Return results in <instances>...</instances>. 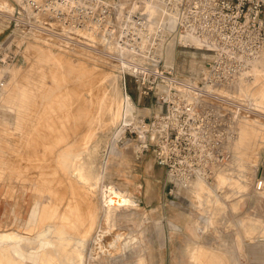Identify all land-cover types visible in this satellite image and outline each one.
I'll list each match as a JSON object with an SVG mask.
<instances>
[{"label":"rangeland","instance_id":"rangeland-1","mask_svg":"<svg viewBox=\"0 0 264 264\" xmlns=\"http://www.w3.org/2000/svg\"><path fill=\"white\" fill-rule=\"evenodd\" d=\"M4 1L0 0V185L8 186L7 199L13 201L15 195H19L25 206L20 215H11L0 226V238L7 237L0 239V246L8 249L11 255L5 250L9 260L2 256L0 259H4L6 264H264V185L261 190H256L257 181L264 182V120L256 115L264 114V63L256 69L249 68L232 85L213 89L214 92L222 90L220 97L222 104L226 105L222 108V163L215 166L209 179L192 185L185 192L170 181L164 169L156 165L153 146L148 151H141V143L149 141L148 138L119 128L117 120L122 115L121 107L115 121L105 115L107 80H115L116 89L119 87L120 91L118 101L122 99L118 78L120 58L109 42L90 37L89 40L85 36L66 37L52 28L43 32L20 19L21 15L15 13L11 0H8L9 5L2 6ZM36 33L41 36L37 37ZM173 57L171 79L190 82L198 70L213 59V54L199 49L178 48ZM65 60L68 64L72 63L71 67L84 66L82 68L95 74L100 73L101 84H96V88L99 87L98 96L92 95L87 87L79 86L84 78L82 75L77 77L72 73L70 76L57 65L60 61L66 64ZM68 70L75 72L79 69ZM76 85L79 86V93L72 100L73 106L82 98L86 112L83 109L77 112L76 108L64 103L67 102L66 94ZM60 90L62 93H59ZM130 90L134 105H137V88L130 85ZM61 98L64 99L60 101ZM152 106V99L141 100V116L149 118ZM69 111L72 116L64 115ZM80 113L82 116H79ZM53 115L61 121H55ZM39 119L43 120L42 123ZM50 119L51 122H48ZM62 120L68 121L65 123ZM35 128L41 131V139L38 137L39 142L33 145L26 137L32 135ZM50 128H54L53 131ZM54 130L57 132L55 135ZM25 140L33 146H27ZM20 142L24 150L31 153L36 150L22 165L17 158L20 149L15 147ZM96 144L93 153L91 148ZM88 150H91L90 157ZM75 156L83 157V166L94 163L88 165L89 177L96 176L92 180H98L96 183L93 181L95 186L92 188L74 174L78 162ZM7 163H11L10 166ZM17 166L20 171L27 167L33 172L24 170L23 173L27 172L25 177H29L25 178V174L16 172ZM36 174L43 176L45 181L41 177L38 179ZM50 174L52 178H49ZM57 178L61 184L57 185ZM108 185L127 193L135 206L112 212L110 234L95 245L93 239L100 233L98 229L100 231L103 227L99 225V219L105 214L100 198L101 188ZM47 188L50 191H46ZM58 191L60 193L56 194ZM58 195L63 199H59ZM56 198L64 206L58 202L61 207H56ZM66 202H69L70 210L65 208ZM86 211L90 218H87ZM68 214L73 215L71 218L76 216L73 222L72 219L69 222L65 219ZM78 214L85 222L81 223ZM91 216H96L94 223ZM90 225L93 230L85 237L86 241H82V235ZM117 233L120 237L116 244L110 245L109 241ZM74 247L80 250L74 251ZM1 248L0 255L5 256Z\"/></svg>","mask_w":264,"mask_h":264},{"label":"built area","instance_id":"built-area-1","mask_svg":"<svg viewBox=\"0 0 264 264\" xmlns=\"http://www.w3.org/2000/svg\"><path fill=\"white\" fill-rule=\"evenodd\" d=\"M11 2L20 19L43 32L52 28L66 37L90 40V35L109 42L120 58L122 101L131 103L134 111L119 128L148 138L141 151L153 146L156 165L185 192L211 177L222 163L226 106L222 90L213 89L232 85L264 57V0ZM178 48L210 51L213 59L190 82L176 81L171 77ZM130 85L137 88V105ZM143 99L153 101L149 118L140 114ZM263 185L257 181L256 190Z\"/></svg>","mask_w":264,"mask_h":264},{"label":"bare ground","instance_id":"bare-ground-1","mask_svg":"<svg viewBox=\"0 0 264 264\" xmlns=\"http://www.w3.org/2000/svg\"><path fill=\"white\" fill-rule=\"evenodd\" d=\"M6 1H4L3 2V5L2 6H6ZM1 9V8H0ZM2 12V11H1ZM10 16H11V14H10ZM45 31V30H44ZM36 35H37V37H40L41 35L40 34H37L36 33ZM38 35H40V36H38ZM83 35H85V34H83ZM43 36H47L48 37V35L46 34V35H44L43 34ZM88 37H90V38H92V36H90V35H88ZM60 40V39H59ZM62 40V39H61ZM43 41V40H42ZM79 42V41H78ZM60 49H62V48H60ZM63 50H64V48H63ZM66 50V49H65ZM62 51V50H61ZM66 61V60H65ZM68 61V60H67ZM67 61H66V64H64L63 65V63H60L59 62V64H58V62H57V65H59V66H61L63 69H65V72L66 73H70V76L72 75V73H74V75L75 76H80V75H82V77H84L83 78V80H82V82H81V84H79V86L80 85H82V86H85V87H87L88 89H89V91L92 93V95H94L95 96V94H96V96H98V93H99V87L98 88H96V84L97 83H99V84H101L100 82V80L102 79L101 78V75H99L100 73H98V74H95L93 71H91L90 69H86V68H82V67H84V66H79V65H77V66H75V64H74V66L75 67H71V65H72V63L70 64H68L67 63ZM70 62V61H69ZM80 62V61H79ZM56 63V62H55ZM54 63V64H55ZM65 63V62H64ZM264 63V57L263 58H261L260 60H258V61H256L255 63H253L252 65H251V67L253 68V69H256V68H258L261 64H263ZM70 65V66H69ZM82 65V64H81ZM73 66V65H72ZM250 67V68H251ZM79 69V70H75V72H72L71 70H68V69ZM252 70V69H251ZM78 73V74H77ZM104 74V73H103ZM246 74V73H245ZM101 78V79H100ZM60 81V80H59ZM58 80H57V82H59ZM62 82V81H61ZM41 83V82H40ZM107 83L109 84V85H107L108 87H107V93L105 94V98H106V101L104 102V108H105V115L106 116H108L111 120H113V121H115L116 120V117H117V112H118V110H119V108L121 107V113H122V115L120 116V118H119V120H117V124L118 123H120L121 121H123L124 119L125 120H129V119H132L133 118V113H134V111H132V106L130 105V103L129 102H124V101H122V99L121 100H119L118 101V99H119V96H118V94H119V92H118V90H119V87H118V89H116V83H115V80H107ZM59 84V83H58ZM111 84V85H110ZM24 86V85H23ZM79 86L78 85H76L75 86V88L74 89H72L71 91H68V94H66L67 96H66V100H67V102H64V103H67V105H71V107H73L74 109L76 108V111L77 110H84V108H83V105H82V102L84 103V100L82 99V98H80L79 99V101H77L78 103H77V105H74L73 106V102H72V100H75V99H73V98H77L76 97V95H78V91H79ZM118 86V85H117ZM185 86L186 87H189L190 89H192L193 90V92H196L197 90L191 85V86H189L188 84H185ZM24 88V87H23ZM222 89V88H221ZM39 92V91H38ZM33 93V92H32ZM59 93H62V91L60 90V92ZM92 95H91V97H92ZM212 96V95H211ZM60 98V97H59ZM122 98V97H121ZM58 99V98H57ZM62 99H64V98H61V100L60 101H62ZM214 99H216V100H219V98H214ZM57 101L58 103L60 102V101ZM55 101V102H56ZM57 104V103H56ZM60 104V103H59ZM58 104V106H61V105H63V104H61V105H59ZM34 105V104H33ZM65 105V104H64ZM85 105V104H84ZM48 106V105H47ZM53 106V105H52ZM54 106H56L55 104H54ZM57 107V106H56ZM56 107H54V108H56ZM116 107H117V109H116ZM46 109V108H45ZM41 111H42V109H41ZM45 111V110H44ZM67 111V110H66ZM85 112H86V110H84ZM47 112V111H46ZM78 112V111H77ZM76 112V113H77ZM83 112V111H82ZM81 112V113H82ZM30 113H32V112H30ZM51 113V112H50ZM67 114H64V115H68V114H70L71 115V113H70V111H69V113L68 112H66ZM81 113H80V115L79 116H82L81 115ZM84 113V112H83ZM40 114H41V112H40ZM54 114H57L56 112H54ZM72 114H74V113H72ZM42 115V114H41ZM58 115V114H57ZM56 115V116H57ZM75 115V114H74ZM256 115H258V116H260V118L261 119H263L264 120V114H261V113H257ZM31 116V115H30ZM52 116V115H51ZM62 116H63V113H62ZM66 116H64V119H65V117ZM72 116V115H71ZM76 116V115H75ZM75 116H74V118H75ZM132 116V117H131ZM53 117H55L54 115H53ZM59 117V116H58ZM69 117V116H68ZM84 117V116H83ZM56 118V119H55ZM54 119H55V121H58L59 119L57 118V117H55ZM72 118V117H71ZM77 118H78V116H77ZM255 118H257V117H255ZM255 118H254V120H255ZM34 119V118H33ZM58 119V120H57ZM69 119H70V117H69ZM29 120V119H28ZM40 120V119H39ZM42 120V119H41ZM40 120V122L42 123V121ZM66 120V119H65ZM63 121V122H67V121ZM72 120V119H71ZM77 120V119H76ZM81 120V119H80ZM52 121H53V119H52ZM59 121H61V120H59ZM70 121V120H69ZM75 121V120H74ZM78 121V120H77ZM39 122V123H40ZM48 122H51V119L48 121ZM45 123H47L46 121H45ZM58 123V122H57ZM68 123H70V122H68ZM44 124V123H43ZM53 124V123H52ZM75 124H78V123H76L75 122ZM112 124V123H111ZM116 124V123H115ZM116 124V125H117ZM54 125H56L55 123H54ZM54 125L53 126H51V124H50V126L51 127H54ZM70 125H73V124H69L68 126H70ZM45 126H46V124H45ZM44 125H43V127H45ZM59 126V125H58ZM61 126V125H60ZM42 127V128H43ZM115 127H117V126H115ZM41 128V129H42ZM46 128V127H45ZM55 128V127H54ZM54 128H50V129H52V131H53V129ZM59 128H61V127H59ZM37 128H35L34 130H33V132L31 133L32 135H30V136H27L26 138L29 140L30 139V141L33 143V145H35L34 143H36L37 141L39 142V140H37L38 139V137H40V139H41V135H40V133H41V131L39 132V131H37L36 130ZM40 129V128H39ZM116 129V128H115ZM45 130V129H44ZM55 130H56V128H55ZM55 130H54V135H55V133H57V132H55ZM5 131V130H4ZM27 133V132H26ZM5 134H7V133H5ZM9 134V133H8ZM47 134V133H46ZM27 135H29V134H27ZM40 135V136H39ZM63 135V134H62ZM43 136V135H42ZM44 137V136H43ZM43 137H42V139H43ZM51 137H52V135H51ZM55 137V136H54ZM18 138V137H17ZM25 138V139H26ZM47 138V137H46ZM46 138H44V139H46ZM48 138H50V136L48 137ZM47 138V139H48ZM53 138V137H52ZM20 139H21V137H20ZM19 139V140H20ZM54 139V138H53ZM56 139V138H55ZM2 140V139H1ZM12 140V139H11ZM28 140H25L24 142H28ZM57 140V139H56ZM65 140H66V138H65ZM13 141V140H12ZM2 142V141H1ZM4 142V141H3ZM25 143V144H28L27 146H29L30 144H29V142L28 143ZM41 142V141H40ZM82 142V141H81ZM6 143V142H5ZM10 144V143H9ZM18 144V143H17ZM24 143H23V145H25ZM83 144V143H82ZM86 144V143H85ZM1 145H3V144H1ZM32 144L30 145V146H33ZM37 145V144H36ZM98 144H96V145H91L92 146V148H91V150L93 149H95L96 148V146H97ZM10 146V145H9ZM18 146V148L17 149H20L19 151H18V153H17V155H18V157L17 156H15V157H17V158H19L18 160L20 161V163L19 164H21L22 162L24 163V161H26V160H29V158H31L30 156L32 155V153L34 152V153H36L35 151L36 150H34V148L32 147V149L34 150L32 153L30 152V150H28V151H26L27 149H25L24 150V148L22 147V144H21V142H20V144L19 145H15V147H17ZM29 146V147H30ZM41 146V145H40ZM72 146V145H71ZM2 147H4V146H2ZM14 147V148H15ZM29 147H28V149H29ZM7 148V147H6ZM9 148V147H8ZM23 148V149H22ZM31 149V148H30ZM38 149V148H37ZM91 150L88 152L89 154H88V157H90L91 156ZM92 150V151H93ZM96 150V149H95ZM15 151V150H14ZM41 151V150H40ZM12 152V151H11ZM15 152H17V151H15ZM98 152V151H97ZM38 153V152H37ZM93 153H94V151H93ZM93 153H92V156H93ZM5 154V153H4ZM14 154V153H13ZM40 154V153H39ZM75 154V153H74ZM87 154V153H86ZM16 155V154H15ZM35 155V154H34ZM38 155V154H37ZM8 156H10V155H8ZM82 156V155H81ZM83 156H85V154L83 155ZM9 158H11V157H9ZM8 158V159H9ZM34 157L32 156V159H33ZM75 158H76V161H78L77 162V164H76V168H75V173L74 174H76V175H78L77 177L78 178H80L81 179V181L83 180L84 181V183H85V181L88 183L87 185L90 187V188H92L93 187V185L95 186V183L96 182H98V180L96 181V180H92V179H95L96 178V176H95V178L93 177H89V172H88V165L89 164H85L86 166H83L82 164H81V161H83V157H80V156H75ZM7 159V160H8ZM89 158H87V160H88ZM7 160H5L6 162H7ZM12 160V159H11ZM10 160V161H11ZM42 160H44V159H42ZM84 160H85V158H84ZM91 160V159H90ZM10 161H8V162H10ZM39 161V160H38ZM86 161V160H85ZM2 162V161H1ZM13 162H14V160H13ZM15 162H17V161H15ZM32 163H33V161H31ZM35 162V161H34ZM87 162H89V161H87ZM29 163H30V161H29ZM31 163V164H32ZM42 163H43V161H42ZM83 163V162H82ZM5 164V163H4ZM11 164V163H10ZM10 164L8 165V163H7V165L8 166H10ZM25 164H28V162H26ZM92 164H94V163H92ZM92 164L91 165H89V166H92ZM17 165V164H16ZM22 165V164H21ZM36 165V164H35ZM38 165V164H37ZM39 165H40V163H39ZM38 165V166H39ZM3 166V165H2ZM20 166V165H19ZM19 166H17V168L19 167ZM28 166H29V164H28ZM11 168V167H10ZM14 168H16V166L14 167ZM20 168V167H19ZM19 168H18V170L16 171L17 173L18 172H22V173H20V174H25L23 177H25L27 174V172L26 173H23V171L24 170H26L27 169V167H25V169L24 170H19ZM41 168V167H40ZM44 168H45V166H44ZM98 168V167H97ZM21 169H22V166H21ZM90 169V168H89ZM93 169H94V167H93ZM96 169V168H95ZM8 170V169H7ZM10 170V169H9ZM8 170V171H9ZM15 170V169H14ZM27 170H30V169H27ZM54 170H55V168H54ZM5 171V170H4ZM13 171V170H12ZM31 171V170H30ZM30 171L28 172L30 175H31V173H30ZM59 171V170H58ZM95 171V170H94ZM6 172V171H5ZM31 172H33V170L31 171ZM97 172V170L95 171V173ZM8 173V172H7ZM45 173V172H44ZM43 173V174H44ZM91 173V172H90ZM93 173V172H92ZM95 173H94V175H95ZM12 174V173H11ZM47 175V174H46ZM46 175H45V177H46ZM51 175V174H50ZM97 175V174H96ZM9 176H10V174H9ZM32 176V175H31ZM35 176H37V174L35 175ZM48 176V175H47ZM65 176V175H64ZM92 176H93V174H92ZM20 177H22L21 175H20ZM19 177V178H20ZM22 177V178H23ZM33 178H34V174H33V176H32ZM39 177H41V176H37V178L39 179ZM58 177V176H57ZM98 177V176H97ZM25 178H29V177H25ZM36 178V177H35ZM36 178V179H37ZM42 179L41 180H44L45 178L42 176L41 177ZM44 178V179H43ZM49 178H52V175H51V177H49ZM32 178L30 177V180H31ZM47 179H48V177H47ZM47 179H46V181H47ZM58 179V178H57ZM98 179V178H97ZM17 180V179H16ZM24 180V179H23ZM52 181V179H49V181ZM59 180V179H58ZM92 180V181H91ZM22 181V180H21ZM26 181V180H25ZM35 181V180H34ZM45 181V180H44ZM43 181V182H44ZM61 180H59V183H57V185L58 184H61V182H60ZM74 181V180H73ZM76 181V180H75ZM80 181V180H79ZM93 181H95V183H93ZM100 181V180H99ZM38 182V181H37ZM42 182V181H41ZM48 182V181H47ZM46 182V183H47ZM51 183V182H50ZM77 183V182H76ZM75 183V184H76ZM40 184H43V183H40ZM71 184V183H70ZM86 184V183H85ZM85 184H84V186L83 187H85ZM72 185V184H71ZM77 185V184H76ZM86 185V186H87ZM98 185V184H97ZM196 185V184H195ZM43 186H44V184H43ZM49 186V185H48ZM47 186V187H48ZM50 186H51V184H50ZM50 186H49V188H50ZM102 186V185H101ZM45 187V186H44ZM61 187V186H60ZM62 187H63V185H62ZM196 187V186H195ZM23 188H24V186H23ZM49 188H47L46 189V191L47 190H49ZM51 188H53L52 186H51ZM69 188V187H68ZM81 188H82V186H81ZM44 189V188H43ZM86 189H87V187H86ZM97 189H99V188H97ZM102 190H101V200H102V207L104 208L103 210H105L103 213H105L102 217H101V219H99L100 220V224L99 225H101V226H103V227H101V229H100V231H99V229H98V232H100V233H97V235H96V233H95V235H93V237L95 236V238L93 239V241L95 242V245H99L100 244V241H101V239H103V237L105 238L108 234H110V230H109V227H110V224H109V222H110V214H112V212H114V211H117V210H119V209H122V208H124V209H127V208H129V207H134L135 206V204H134V202L127 196V193H125V192H122V191H120V190H118L116 187H114V186H112V185H108V186H103V188H101ZM14 190V189H13ZM55 190V189H54ZM73 190V189H72ZM75 190V189H74ZM73 190V191H74ZM77 191H79V189H76ZM84 190H85V188H84ZM91 190V189H90ZM50 191V190H49ZM73 191H72V193H73ZM15 192V191H14ZM51 192H53L52 190H51ZM63 192V191H62ZM65 192H66V190H65ZM76 192V191H75ZM74 192V193H75ZM85 192H87V190L85 191ZM90 193H91V191H89ZM49 193V192H48ZM54 193V192H53ZM53 193H51V195L53 194ZM60 193V191H58V193H56V194H59ZM82 193V192H81ZM89 193V194H90ZM55 194V193H54ZM53 194V195H54ZM76 194V193H75ZM82 194H84V193H82ZM100 194V193H99ZM63 195V194H62ZM72 196H73V194H71ZM81 195V194H80ZM61 196V195H60ZM59 195H58V197H60ZM67 196V195H66ZM72 196H70V197H72ZM79 196V195H78ZM51 197H56V196H51ZM81 197V196H80ZM84 197V196H83ZM65 198V197H64ZM66 198H68V197H66ZM75 198V197H74ZM73 198V199H74ZM114 198V199H113ZM59 199H63V197L61 198H59ZM81 199V198H80ZM79 199V200H80ZM87 199V198H86ZM58 199L56 198V200L55 201H57ZM67 200V199H66ZM115 200H118V202H116ZM72 201V200H71ZM76 201V200H75ZM82 201V200H81ZM80 201V202H81ZM88 201V200H87ZM60 203V201H57V204H56V207L57 206H59V203ZM85 202V201H84ZM83 202V203H84ZM71 203V202H70ZM87 203V202H86ZM54 204V203H53ZM52 204V205H53ZM61 204V203H60ZM66 204H67V202H66ZM78 204V203H77ZM88 204V203H87ZM89 204H90V202H89ZM51 205V206H52ZM62 205V204H61ZM61 205L59 206V207H61ZM62 206H64V205H62ZM76 206V205H75ZM85 206L87 207L88 205H86L85 204ZM85 206H83V207H85ZM101 206V205H100ZM56 207H54L55 209H53L52 207H50V208H52L53 210H56L57 208ZM99 207V206H98ZM65 208H69L68 210H70V205H69V202H68V204H67V207L65 206ZM78 208V207H77ZM95 208V207H94ZM101 208V207H100ZM44 209V208H43ZM48 209V208H47ZM59 209V208H58ZM67 209H65V210H67ZM81 209H82V207H81ZM86 210H87V208H85ZM89 209V208H88ZM49 210V209H48ZM80 210V209H79ZM58 211V210H57ZM81 211V210H80ZM93 211V210H92ZM49 212V211H48ZM51 212H53V211H51ZM55 212V211H54ZM66 212H68V211H65V213ZM71 212H72V210H71ZM87 212V211H86ZM90 212H91V209H90ZM89 212V213H90ZM69 213V212H68ZM79 213V212H78ZM102 213V214H103ZM81 214V213H80ZM80 214H78V216L80 217L81 215ZM93 214V213H92ZM113 214H115V213H113ZM44 215V212H43V214H42V216ZM63 215V214H62ZM86 215V214H85ZM87 215H88V212H87ZM86 215V216H87ZM90 215V214H89ZM88 215V216H89ZM94 215V214H93ZM71 216H73V215H67V217L65 218L67 221L69 220V219H72L71 220V222H73V218L74 217H76V216H74V217H72L71 218ZM86 216H85V218H86ZM87 216V218H90V216L88 217ZM99 216V215H98ZM59 217V216H58ZM78 217V218H79ZM84 217V216H83ZM96 216H94V218H95ZM81 218V217H80ZM94 218H92V216H91V219L93 220ZM99 218V217H98ZM47 219V218H46ZM50 219V218H49ZM82 219V218H81ZM90 219V220H91ZM113 219V218H112ZM66 220H65V222H66ZM79 220V219H78ZM85 220V219H84ZM83 219L82 220H80L81 221V223H82V221H84ZM91 220V221H92ZM95 220H97V219H95ZM95 220H93L92 222L94 223V221ZM99 220H98V222H99ZM89 221V220H88ZM112 221V220H111ZM69 222V221H68ZM85 222V221H84ZM87 222V221H86ZM92 222H90V224L92 223ZM92 223V224H93ZM71 224V223H70ZM69 224V225H70ZM113 224V223H112ZM58 226V225H57ZM56 226V227H57ZM97 226V225H96ZM112 226V225H111ZM113 226H114V224H113ZM55 227V226H54ZM82 227V226H81ZM98 227V226H97ZM50 228V227H49ZM85 228V227H84ZM92 227H91V225L89 226V227H87V229H86V231L84 232V234L82 235L83 237V239H82V241H86L85 240V237H87L88 235H90V232H91V230H93V229H91ZM99 228V227H98ZM114 228V227H113ZM112 228V229H113ZM53 229V228H52ZM57 229V228H56ZM71 230V229H70ZM57 231H59V230H57ZM61 231H62V229H61ZM60 231V232H61ZM74 231V230H73ZM95 231V230H94ZM64 232H66V230L64 231ZM77 232V231H76ZM75 232V233H76ZM54 233V232H53ZM94 233V232H93ZM112 233V232H111ZM10 234V233H9ZM13 234H15V233H13ZM61 234V233H60ZM82 234V233H81ZM7 235V234H6ZM63 235V234H62ZM68 236H70V235H68ZM0 237H1V235H0ZM3 237L4 236H2V239L1 240H3ZM16 237V236H15ZM59 237H60V235H59ZM61 237H63V236H61ZM120 237V234H116V235H114L113 236V238L109 241V244L110 245H115L116 244V241L118 240V238ZM4 238H7V237H4ZM12 238V237H11ZM17 238H18V236L16 237V240H17ZM9 239V238H8ZM8 239H6V240H8ZM12 239H14L13 241L16 243V241H15V238H12ZM11 239V240H12ZM19 239V238H18ZM52 239V238H51ZM68 239V238H67ZM77 239V238H76ZM5 240V239H4ZM65 240V239H64ZM73 240V239H72ZM78 240V239H77ZM76 240V241H77ZM88 240H89V238H88ZM10 241V240H9ZM13 241H11V242H13ZM19 241H20V239H19ZM75 241V242H76ZM79 241H81V240H79ZM78 241V242H79ZM64 242V241H63ZM74 242V241H73ZM78 242H76V243H78ZM89 242V241H88ZM20 243H21V241H20ZM82 243V242H81ZM102 243V242H101ZM13 244V243H12ZM51 244V243H50ZM65 244V243H64ZM67 244H68V242H67ZM75 244V243H74ZM7 245V244H6ZM5 244H4V246H6ZM77 245V244H76ZM80 245V244H79ZM86 245H87V243H86ZM50 246V245H49ZM75 246V245H74ZM82 246V245H81ZM81 246H79V247H81ZM90 246V245H89ZM2 247V245L0 246V248ZM7 247V246H6ZM99 247V246H98ZM100 247H101V245H100ZM5 248V247H4ZM4 248H1V249H4ZM76 249H78V248H76ZM96 249V248H95ZM5 250H8V249H4V255H5V253H7V251H5ZM78 250H80V248L78 249ZM78 250H75V247H74V251H78ZM0 251H3V250H0ZM83 251H84V249H83ZM2 252H0V254H1ZM8 253H9V255H10V252H9V250H8ZM44 253V252H43ZM63 253V252H62ZM75 254V253H74ZM77 254H79V253H77ZM43 255V254H42ZM0 256H2L4 259L8 256V254L7 255H5V256H3V255H0ZM11 256V255H10ZM10 256L9 257H7V260H9V258H10ZM91 256V255H90ZM1 257V258H2ZM82 257V256H81ZM2 258V259H3ZM12 258V257H11ZM78 258V257H77ZM3 259V260H4ZM81 259V258H80ZM79 259V260H80ZM1 260V259H0ZM3 260H1V262L0 263H2V264H6V262L4 263L3 262ZM6 260V259H5ZM6 260V261H7ZM19 260V259H18ZM10 261L13 263L14 262V259H13V261L10 259ZM10 261H8L9 263H10ZM48 261V260H47ZM80 262H81V260H80ZM17 263V262H16ZM8 264V263H7Z\"/></svg>","mask_w":264,"mask_h":264},{"label":"crops","instance_id":"crops-1","mask_svg":"<svg viewBox=\"0 0 264 264\" xmlns=\"http://www.w3.org/2000/svg\"><path fill=\"white\" fill-rule=\"evenodd\" d=\"M8 186L0 185V226L6 221V218L11 215H20L24 210V200H21L19 195H15L14 200L11 201L5 197Z\"/></svg>","mask_w":264,"mask_h":264},{"label":"water","instance_id":"water-1","mask_svg":"<svg viewBox=\"0 0 264 264\" xmlns=\"http://www.w3.org/2000/svg\"><path fill=\"white\" fill-rule=\"evenodd\" d=\"M114 199V198H113ZM116 202H118V200H115Z\"/></svg>","mask_w":264,"mask_h":264}]
</instances>
